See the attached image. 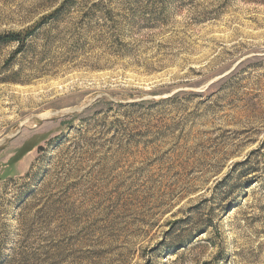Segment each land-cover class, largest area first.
Returning <instances> with one entry per match:
<instances>
[{
    "label": "rangeland",
    "instance_id": "1",
    "mask_svg": "<svg viewBox=\"0 0 264 264\" xmlns=\"http://www.w3.org/2000/svg\"><path fill=\"white\" fill-rule=\"evenodd\" d=\"M0 264H264V0H0Z\"/></svg>",
    "mask_w": 264,
    "mask_h": 264
},
{
    "label": "trees",
    "instance_id": "2",
    "mask_svg": "<svg viewBox=\"0 0 264 264\" xmlns=\"http://www.w3.org/2000/svg\"><path fill=\"white\" fill-rule=\"evenodd\" d=\"M28 32H8L0 35V45H8L10 43H16L18 45L16 53L22 50V47L27 42Z\"/></svg>",
    "mask_w": 264,
    "mask_h": 264
}]
</instances>
